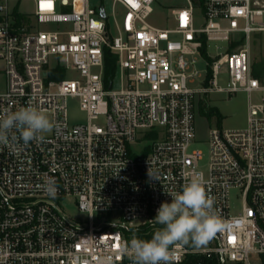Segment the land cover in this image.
Returning <instances> with one entry per match:
<instances>
[{"label": "built area", "instance_id": "obj_1", "mask_svg": "<svg viewBox=\"0 0 264 264\" xmlns=\"http://www.w3.org/2000/svg\"><path fill=\"white\" fill-rule=\"evenodd\" d=\"M31 1L26 11L0 0V116L30 106L53 129L0 144V264H132L121 243L150 240L160 205L200 174L222 226L202 246L175 248L172 264H264V0H186L165 27L148 21L155 0ZM105 50L116 57L109 78ZM236 91L258 93L246 125L210 128L204 157L200 100ZM70 98L85 121L70 122ZM49 178L55 198L42 188ZM66 198L87 222L62 210Z\"/></svg>", "mask_w": 264, "mask_h": 264}, {"label": "clouds", "instance_id": "obj_2", "mask_svg": "<svg viewBox=\"0 0 264 264\" xmlns=\"http://www.w3.org/2000/svg\"><path fill=\"white\" fill-rule=\"evenodd\" d=\"M53 129L48 116L36 108L22 107L0 116V144L7 145L9 137L16 140L19 133L24 145L42 141L45 133ZM43 191L51 197L57 195L53 179H46ZM171 202H163L154 218L162 227L150 240L133 236L130 242H122L119 254L127 256L132 264H172L174 249L191 244H206L222 226L215 211V198L205 190L203 175H197L183 186L181 192L170 193Z\"/></svg>", "mask_w": 264, "mask_h": 264}, {"label": "rangeland", "instance_id": "obj_3", "mask_svg": "<svg viewBox=\"0 0 264 264\" xmlns=\"http://www.w3.org/2000/svg\"><path fill=\"white\" fill-rule=\"evenodd\" d=\"M92 2V1H91ZM106 9L109 8V0H103ZM186 0H155L153 3L152 15L149 17L148 21L152 24L158 26H169L171 24V9L175 7H180L185 5ZM20 6L23 10L32 11L33 2L31 0H21ZM197 18L195 20L196 26H201L203 24V18L197 12ZM264 21V19H263ZM55 25L51 24L47 27L53 28ZM44 27V26H41ZM210 52L214 53L217 51L214 45L209 47ZM219 52H225V46L219 47ZM227 65L224 64L220 67L219 72L216 76V81L218 86L225 88L228 84V74ZM70 76V75H69ZM120 86L119 76L116 75L112 88L118 89ZM192 86L198 87L197 84ZM5 88V75L3 72V63L0 61V92ZM250 99L252 102H256L258 99L257 92H244L236 91L231 93H217L209 92L200 100V105L204 106L207 110L215 112L214 116H206L205 114L199 113L195 118L196 125V136L197 142L194 145L195 148L201 150L205 155L208 153V138L209 130L213 127L218 128H243L246 125L247 118V102ZM68 118L70 122H82L85 121L86 116L83 111L80 110L78 100L75 98H70L68 100ZM99 122H103L100 120ZM132 149L135 152H139L141 145H132ZM240 206L239 199L235 191H231L230 194V211L235 213ZM62 210L71 217L78 218L80 220L88 221V216L81 214L77 210L75 201L72 198H66L61 202Z\"/></svg>", "mask_w": 264, "mask_h": 264}, {"label": "trees", "instance_id": "obj_4", "mask_svg": "<svg viewBox=\"0 0 264 264\" xmlns=\"http://www.w3.org/2000/svg\"><path fill=\"white\" fill-rule=\"evenodd\" d=\"M195 3H200L201 0H193ZM115 60H116V57L114 54H112L111 52H109L108 50H105V53H104V70H105V76L106 78L108 77H111L115 71ZM53 78H61L63 77V72L60 71L58 72V74L56 76H52ZM199 112L202 113V114H205L206 116H214L215 115V112L214 111H211V110H207L204 106H200L199 107ZM209 262H212V261H209ZM204 264V262H203Z\"/></svg>", "mask_w": 264, "mask_h": 264}, {"label": "water", "instance_id": "obj_5", "mask_svg": "<svg viewBox=\"0 0 264 264\" xmlns=\"http://www.w3.org/2000/svg\"><path fill=\"white\" fill-rule=\"evenodd\" d=\"M101 15L104 17L105 15H104V11L101 9Z\"/></svg>", "mask_w": 264, "mask_h": 264}]
</instances>
